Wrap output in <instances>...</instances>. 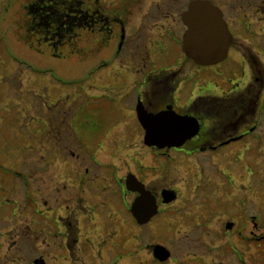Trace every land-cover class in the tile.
Instances as JSON below:
<instances>
[{"label":"rangeland","instance_id":"374dc122","mask_svg":"<svg viewBox=\"0 0 264 264\" xmlns=\"http://www.w3.org/2000/svg\"><path fill=\"white\" fill-rule=\"evenodd\" d=\"M166 1L167 19L153 13L154 0H139L121 17L123 29L112 24L105 46L99 33L81 29V54L64 46L55 55L47 43L21 38L31 0H0V264H31L40 254L48 264H264V113L261 130L218 151L161 154L143 144L133 109L147 73L177 71L179 106L207 96L226 110L240 96L256 99L262 85L245 82L228 59L198 66L181 41L161 47L175 20L180 37L190 0ZM98 2L110 14L122 0ZM242 2L229 16L263 27L264 13L253 9L260 0ZM53 172L59 178L50 181ZM128 173L156 197L160 212L149 223L129 212L137 193L118 187ZM171 187L179 197L164 203ZM65 232L79 243L66 249ZM156 245L168 259L153 256Z\"/></svg>","mask_w":264,"mask_h":264},{"label":"flooded vegetation","instance_id":"af4514ba","mask_svg":"<svg viewBox=\"0 0 264 264\" xmlns=\"http://www.w3.org/2000/svg\"><path fill=\"white\" fill-rule=\"evenodd\" d=\"M46 1L47 0H35L34 4L30 6L31 9L30 12L34 14L33 17L30 16L31 20L35 22V24L33 25L37 27H41L43 29H48L52 27L51 22L47 21V18L50 17L52 13L51 15L49 13H46V10L48 9V4L46 3ZM138 1L139 0H126V6H123V10L121 11L116 10L113 12L114 10L113 9L111 10L112 13L110 12V14H108L102 8L103 6L98 2V0H93L94 6L90 7L89 13H86L85 15L82 16V14L80 13L81 11H79L72 15L74 17V19H72L73 22L75 21L76 17L80 18L78 19L80 20L78 24H76L75 26L68 25V27L65 28L64 24L67 22V20L65 21L62 19L60 26L63 28L64 33L80 31L81 29L89 30V32L95 30L103 31L104 29L107 30L109 29L112 32L113 31L112 23L113 22L115 23L117 21L121 23L120 27L123 29L124 23L120 21L121 17H124L126 15L127 18V16L131 14L132 12L131 9L134 7V5L138 4ZM160 1L161 0H154L152 4L153 13L157 14V16H159L158 18L161 17L162 19H167L170 16V11H168V9H162L161 7L162 4H160ZM209 1L214 6L218 7L221 10L222 17L231 34V42L229 44L227 56L221 62L214 64V66H218L220 63L226 61L227 59L231 60L233 63H235L238 66L239 72L241 76L244 77L245 82L248 79V76H251V79H253V81H256L255 83L260 82L262 85L260 86L261 88L257 93L256 99H252L247 95L240 96L238 97V99H235V103L233 104L234 106L228 107L226 110H224L222 107H219L218 105L210 104L207 96L197 97L193 99L192 102L189 103L188 105L179 106L178 104H176V99L174 97L176 90L181 84L180 83L181 79L177 71L161 70L158 73L152 72V73H147V75L145 74L146 76L144 75L145 76L144 90L138 97L133 109L135 119L137 120L140 127L141 124L138 121L137 111H136L137 105L139 103L141 104L143 110H145L149 114H157L163 111H173L174 113L180 116L193 117L197 120L199 124V131L196 136L186 141L180 148H169V149L164 148L160 150L161 154H165V153L168 154L171 151H177V152L185 151V149L187 150L186 147L189 148V150H187L186 153L194 152L199 149L198 148L199 146L202 145L204 146L200 149L201 152L211 151V150L218 151L221 148L226 147L232 143L243 141L249 135H252L254 132L262 129L259 127L260 126L259 117L260 114L264 113V96L261 97L262 93L264 92V86H263L264 26L251 28L248 26L246 22L240 25L236 23L237 20L236 17L233 20L231 16H229V12L231 10H235L236 8H238L235 4L237 3L242 4L243 3L242 1L250 2V0H242V1L223 0L224 2H221V4H216L213 0H209ZM123 2H125V0H123ZM166 2L167 1L164 0V3ZM255 4L256 5L253 6L255 12L264 13V0H260V2H257ZM240 9L243 10L242 7H240ZM101 10L103 11V13ZM99 11H101V14L103 15L101 19L98 16ZM103 20L105 21V23H102ZM110 21H112V23ZM174 24L175 26L172 29L160 35L162 41H159V45L161 47L164 44L177 43L178 41H181L182 34L185 30V26L182 27L183 29L181 30V35L179 37L180 29L176 25V20L172 25ZM144 28L148 29L147 26H145ZM243 37L246 38L247 40L250 39V42L247 44L248 41L242 39ZM121 45L122 42L120 41L118 44V48H120ZM243 46H246V48H244L246 49V53L244 54L240 52ZM234 50H238V51H234ZM220 99L222 101L223 100L225 101L228 99V97L220 98ZM252 119L253 122H251ZM207 121H210L211 125L206 129L205 124ZM140 129H142V127ZM237 130L239 132L234 134ZM229 131L232 132L227 133ZM57 133L59 134L58 131ZM219 135L220 136L225 135V136L223 138H213V139L210 138L211 136H219ZM261 135H264V133ZM93 159H95V157H93ZM87 171L88 170H85V172ZM50 176L53 178V179L51 178L50 181L59 178L58 176L54 177L55 176L54 172ZM74 179H71L72 180L71 182L76 184V180ZM63 180L64 182L65 181L68 182L65 177L63 179L61 178L53 182H55L56 185L57 184L62 185L64 184V182H62ZM124 181H125L124 179L122 180L120 179L118 181L119 183L118 187L124 193H126ZM138 181L141 182L144 185V187L146 186L141 180L138 179ZM83 184L84 183L80 181V185L82 186ZM168 189L174 192V194L176 195V199L179 197L180 191L176 187L175 188L171 187ZM64 199H68V198L64 196ZM74 201L76 200L74 199ZM170 204L171 203H169L168 205ZM32 208L34 210V207ZM68 208H70V206H65L66 210H68ZM60 219L64 222V225H62L63 228L67 227L68 224L66 222L68 220V216L67 215H65L64 217L60 216ZM74 219L76 220V217L75 218L73 217V220ZM63 238L66 249L69 248L70 242H75V241L77 242V238H73V239H71V237L69 238L68 233L66 232L64 233ZM77 243H79V240ZM43 256L44 254H40L37 257L33 258L31 264H48V262L44 260Z\"/></svg>","mask_w":264,"mask_h":264},{"label":"water","instance_id":"95a60500","mask_svg":"<svg viewBox=\"0 0 264 264\" xmlns=\"http://www.w3.org/2000/svg\"><path fill=\"white\" fill-rule=\"evenodd\" d=\"M186 26L182 35V51L197 65L206 66L222 61L228 53L231 34L222 18L220 9L209 0H192L181 15ZM138 121L144 129L143 142L147 147L179 148L198 134L199 124L193 117L180 116L173 111L149 114L139 103L136 108ZM126 190L137 193L129 211L139 225L146 224L158 213L156 197L138 179L128 174ZM164 203L175 198L173 191H163ZM153 256L164 261L170 252L161 245L153 249Z\"/></svg>","mask_w":264,"mask_h":264},{"label":"trees","instance_id":"16d2710c","mask_svg":"<svg viewBox=\"0 0 264 264\" xmlns=\"http://www.w3.org/2000/svg\"><path fill=\"white\" fill-rule=\"evenodd\" d=\"M34 2L35 0H31L30 3H27V5L23 6L27 12V20L25 23V33L24 35H21V38L23 39V41L31 44L30 46H33V42H36V43L38 42L39 45L47 43L48 45H50V47H52V50L55 55H57L55 51L58 48L60 49V47H64V46H67L70 49V52L72 53L81 54L82 49L81 48L78 49L75 47V44L79 42L78 41L80 38L79 31L64 33L63 28L60 26V23L62 19L65 21L67 20V22L64 24L65 28L68 27V25L75 26L76 24H78L80 22V20L78 19L80 18L76 17L75 21L73 22L72 19H74V17L72 15L79 11H81L80 13L82 14V16L85 15L86 13H89L90 7L94 6V4L92 5L90 3L92 1H88V0H47L46 3L48 4V9L46 10V13H49L50 15L52 13V15L47 18V21H50L52 24V27L48 29H43L41 27H37L33 25L35 24V22L31 20V17H33L34 14L30 12L31 10L30 6H32ZM124 4L125 2H123L122 0L118 8L117 7L115 8V11L123 10V7L121 9V6H124ZM101 11L98 12V16L100 19L103 17V15L101 14ZM110 22L112 23V21ZM102 23H105V21L103 20ZM90 32L93 34H98V33L100 34L101 40H104L103 46H105V44L108 42V40L113 35L109 29L108 30L104 29L103 31L95 30V31H90ZM61 37H62V40H61Z\"/></svg>","mask_w":264,"mask_h":264}]
</instances>
